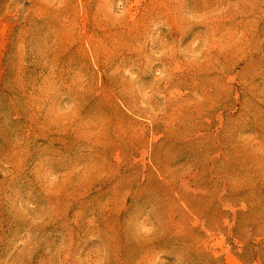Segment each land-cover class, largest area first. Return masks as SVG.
I'll use <instances>...</instances> for the list:
<instances>
[{"label": "rangeland", "instance_id": "obj_1", "mask_svg": "<svg viewBox=\"0 0 264 264\" xmlns=\"http://www.w3.org/2000/svg\"><path fill=\"white\" fill-rule=\"evenodd\" d=\"M0 264H264V0H0Z\"/></svg>", "mask_w": 264, "mask_h": 264}, {"label": "crops", "instance_id": "obj_2", "mask_svg": "<svg viewBox=\"0 0 264 264\" xmlns=\"http://www.w3.org/2000/svg\"><path fill=\"white\" fill-rule=\"evenodd\" d=\"M0 79H1V75H0Z\"/></svg>", "mask_w": 264, "mask_h": 264}]
</instances>
